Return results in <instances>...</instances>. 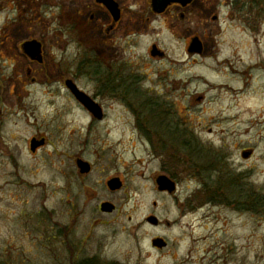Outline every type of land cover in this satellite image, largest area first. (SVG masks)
Instances as JSON below:
<instances>
[{"label":"rangeland","instance_id":"rangeland-1","mask_svg":"<svg viewBox=\"0 0 264 264\" xmlns=\"http://www.w3.org/2000/svg\"><path fill=\"white\" fill-rule=\"evenodd\" d=\"M12 1L0 0V30L9 26L0 47V263L264 264V205L252 212L187 204L202 181L218 179L264 200V11H251L249 0H216L199 29L196 20L170 21L157 43L162 59L149 57L145 42L122 46V78L131 88L115 94H100L98 77L70 76L91 97L100 95L97 120L60 76L27 71L15 43L41 38L43 29L27 20L11 25ZM195 33L204 40L200 57L183 49ZM45 40L50 58L55 46L50 35ZM124 91L132 98L115 96ZM147 104L160 111L158 128L142 124ZM171 133L185 141L179 150ZM32 137L43 139L34 155ZM76 159L93 166L81 182ZM171 174L176 190L159 191L156 178ZM110 177L120 178V191L107 189ZM104 201L113 214L100 211ZM155 238L167 246L156 249Z\"/></svg>","mask_w":264,"mask_h":264},{"label":"flooded vegetation","instance_id":"flooded-vegetation-1","mask_svg":"<svg viewBox=\"0 0 264 264\" xmlns=\"http://www.w3.org/2000/svg\"><path fill=\"white\" fill-rule=\"evenodd\" d=\"M12 3L14 7L10 10L14 11L15 16L11 25L16 27L18 22L27 20L38 24L43 29L41 38L30 37L26 41L15 43L18 55L29 66L27 71L30 72V67L34 69L38 67L46 72L51 70L56 76H60L67 93L82 109H85L84 106L75 98L66 84L67 81L75 84L79 91L89 96L95 103L100 95L95 94L91 97L74 79H70V76L98 77L97 80L100 82L98 90L103 95H107V88L104 87L106 81L113 82L118 92L131 88V85L125 84L126 81L122 78L124 71L119 54L122 46L129 47L132 43L145 42L148 43L145 49L146 54L151 58L162 59L165 57V52L157 43L164 32L168 33L170 21L183 24L186 21L196 20L195 27L199 29L202 13L209 14L212 9H217L216 0L213 2L211 0H13ZM210 20L217 21V15L210 14ZM8 28V25H4L0 30V47L9 39L6 36ZM48 35L53 39L55 46V48L51 47L55 52H51L50 58L45 40ZM31 41L39 45V51L33 56L27 53L24 46ZM193 41L198 42L197 50H192ZM203 42L202 37L196 33L189 36L184 41V53L192 57L202 56ZM0 56L2 58V52ZM47 65L50 67L47 68ZM22 69L20 67V70ZM104 76H107V80ZM115 96L127 101L130 95L129 92L124 91L123 94ZM85 111L90 114L87 109ZM40 140L43 139H37V137L30 139L29 151L33 155L41 149L42 145L32 149L31 142ZM77 160L81 159L75 160L76 179L81 182L91 174L93 166L88 163V171L81 172ZM177 177V175L170 177L176 185ZM116 178L118 177H110L106 181V187L111 193H116L123 188L120 178L119 190L109 188L108 182ZM115 210L114 206L112 212L107 214H113ZM166 246L167 243L164 247ZM80 263L100 264V261L94 258L81 260Z\"/></svg>","mask_w":264,"mask_h":264},{"label":"trees","instance_id":"trees-1","mask_svg":"<svg viewBox=\"0 0 264 264\" xmlns=\"http://www.w3.org/2000/svg\"><path fill=\"white\" fill-rule=\"evenodd\" d=\"M249 8L251 11L256 14L259 12L264 11V0H249ZM109 86H107V90L109 94H115L117 91L115 89V86H113V82H109ZM154 106H151L147 104L145 106V112H146V118H142V124L144 128L148 127H159V124H162L161 122L158 124L159 117H160V111L156 110ZM159 113V114H158ZM149 115L153 118L149 120ZM152 121L156 122V124H153ZM149 124V126H148ZM157 125V126H156ZM150 129V128H149ZM156 132H158L156 130ZM145 135L150 140V134L146 131ZM158 136V134H157ZM161 139V138H160ZM159 139V140H160ZM171 146H173L175 149L179 150L182 144L185 143V141L178 140L176 135L171 133ZM178 139H180L178 137ZM187 143V142H186ZM175 145V146H174ZM162 150L164 151L165 148ZM210 166V165H209ZM211 169H209L210 171ZM222 172V171H221ZM171 177H174V174H171ZM187 204L191 207L192 204H195L197 206H204V205H212V206H218V205H233L236 209H246L252 212H257L259 209L263 208L264 200L263 197L260 196V194L256 191H248L243 188L242 185H239L236 183L233 179H225V180H216L214 182H206L202 181L201 188L198 190V192L194 193L193 197L191 199L187 200ZM2 264V263H0ZM73 264H88V263H76Z\"/></svg>","mask_w":264,"mask_h":264},{"label":"water","instance_id":"water-1","mask_svg":"<svg viewBox=\"0 0 264 264\" xmlns=\"http://www.w3.org/2000/svg\"><path fill=\"white\" fill-rule=\"evenodd\" d=\"M27 53H29L31 56L35 55L39 51V45L34 42H27L24 44ZM198 42L193 41L192 44V50H197ZM199 50V49H198ZM69 89L73 92L75 98L84 106L85 109L97 120H101L103 117V113L101 111L100 106L95 103L89 96L84 94L83 92L79 91L75 84H73L71 81L66 82ZM43 144V140L39 142H31V148L35 149L38 146H41ZM250 151L243 152V157H248L250 155ZM77 165L80 168L81 172H87L88 171V163L77 160ZM157 189L162 192L167 193H173L176 189L175 183L169 179L168 177L161 175L158 176L156 179ZM108 186L111 190H117L121 188V182L119 179H112L108 182ZM114 209V206L110 203H102L100 206V211L104 213H110ZM147 222L152 225H157L158 220L155 217H148ZM152 245L158 248H162L166 245L165 241L161 238H156L152 240Z\"/></svg>","mask_w":264,"mask_h":264},{"label":"bare ground","instance_id":"bare-ground-1","mask_svg":"<svg viewBox=\"0 0 264 264\" xmlns=\"http://www.w3.org/2000/svg\"><path fill=\"white\" fill-rule=\"evenodd\" d=\"M253 67H254L255 70L261 69L260 66L257 65V64L255 66H253ZM261 72H264V68L261 69Z\"/></svg>","mask_w":264,"mask_h":264}]
</instances>
